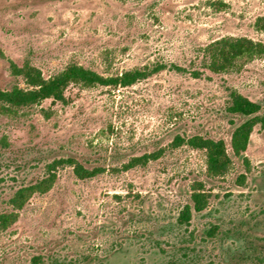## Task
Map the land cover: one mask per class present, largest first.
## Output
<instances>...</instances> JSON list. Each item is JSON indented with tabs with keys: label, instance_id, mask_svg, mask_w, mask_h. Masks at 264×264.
I'll use <instances>...</instances> for the list:
<instances>
[{
	"label": "rangeland",
	"instance_id": "obj_1",
	"mask_svg": "<svg viewBox=\"0 0 264 264\" xmlns=\"http://www.w3.org/2000/svg\"><path fill=\"white\" fill-rule=\"evenodd\" d=\"M262 15L264 0H0V90L29 88L12 65L44 79L71 64L103 77L166 67L127 87L70 84L63 102L0 104V214L53 160L103 169L80 180L59 168L0 231V264H264V128H253L245 166L229 142L247 117L227 112L232 91L264 111V55L212 73L204 50L224 37L264 46ZM176 136L223 140L227 173L208 175L204 152L172 147ZM197 183L207 206L179 226Z\"/></svg>",
	"mask_w": 264,
	"mask_h": 264
},
{
	"label": "trees",
	"instance_id": "obj_2",
	"mask_svg": "<svg viewBox=\"0 0 264 264\" xmlns=\"http://www.w3.org/2000/svg\"><path fill=\"white\" fill-rule=\"evenodd\" d=\"M256 27L264 32V15L257 18ZM209 62L207 69L212 73L227 71L235 66L238 59L253 58L264 55V46L253 42L248 38L224 37L210 43L204 49ZM166 68L163 64L155 65L151 68L133 69L113 77H103L96 72L85 69L77 64L68 65L57 75L44 79L41 72L32 66L24 65L16 67L12 65V72L21 76L28 89L14 87L8 91L0 90V104L10 107H25L38 104L43 100L63 102L64 91L70 84H79L84 87L107 86V87H127L140 80L159 72ZM175 71H183L182 68L171 66ZM197 73H193L194 76ZM263 107L246 97L236 93H229V105L227 112L232 115L247 117L236 126L230 137L229 146L232 155L240 158L245 166L248 161L243 153L246 150L250 134L255 126L264 128ZM188 146L191 149L202 150L205 154L206 172L212 177L225 175L231 165V159L226 152L223 140H214L201 136H191L188 138L176 136L171 142V146ZM161 150L153 153L132 157L122 166L123 170H128L137 166H144L150 161H154L161 155ZM64 166H71L74 176L77 179H89L103 172L101 168L86 169L81 164L72 159L53 160L46 165L44 176L35 183L22 186L15 190L8 200L11 208L10 212L0 214V231L6 230L14 224L18 218V212L24 207L34 194H44L51 189L56 180V171ZM208 203V194L203 191L200 183L191 189L189 204H185L179 211L176 224L185 226L189 224L192 213L202 212ZM38 257L32 259L31 264H39Z\"/></svg>",
	"mask_w": 264,
	"mask_h": 264
}]
</instances>
